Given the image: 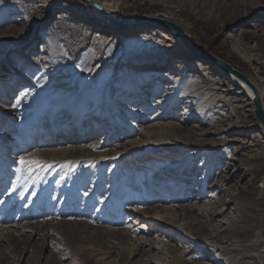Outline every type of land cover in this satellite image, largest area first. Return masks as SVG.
<instances>
[{
    "label": "rangeland",
    "instance_id": "obj_1",
    "mask_svg": "<svg viewBox=\"0 0 264 264\" xmlns=\"http://www.w3.org/2000/svg\"><path fill=\"white\" fill-rule=\"evenodd\" d=\"M120 2L117 20L167 14L184 25L193 42L219 43L214 46L218 57L264 84V0ZM60 13L67 17L58 19ZM97 17L83 0H0V264H215L205 256L194 258L206 255L205 249L184 253L189 243L178 229L185 222L197 234L205 208L215 200L204 190L194 191L197 179L205 176L200 171L210 162L205 148L179 143L164 131L149 140L136 132L142 124L150 126L152 118L207 129L219 126L228 115L256 117L242 107L233 112L219 101L218 84L209 79L213 71L201 73L203 84L189 82L187 63L201 56L183 46L190 55L183 59L172 47L171 58L163 62L157 51L129 49L126 37L93 38L88 20L100 24ZM83 19L87 26L81 25ZM43 45L48 68L34 81L43 68L30 58L38 56ZM151 66L170 76L145 78ZM232 85L226 79L220 86ZM24 88L33 90L30 106L20 102ZM137 108L141 112H134ZM158 110L162 115L156 118ZM254 133L263 136L261 123ZM98 144V153L106 152L101 161L86 152ZM260 146L256 158L244 163L248 168L239 173L246 172L245 179L235 176L230 182L247 186L240 200L250 211L242 218L248 229L240 233L244 241L239 244L245 245L240 254L249 264H257V231L263 228L264 234ZM234 149L226 152L243 156L244 150ZM119 150L130 157L116 163ZM198 150L188 162L189 153ZM21 155L51 166L33 165L30 170L21 164ZM217 161L206 175L208 184L219 176L222 163L226 172L233 171V161L230 166L227 159Z\"/></svg>",
    "mask_w": 264,
    "mask_h": 264
},
{
    "label": "bare ground",
    "instance_id": "obj_2",
    "mask_svg": "<svg viewBox=\"0 0 264 264\" xmlns=\"http://www.w3.org/2000/svg\"><path fill=\"white\" fill-rule=\"evenodd\" d=\"M94 1L98 2L104 8V10L109 16L118 19V12L120 11V4H121L120 0H94ZM45 3H48V0H45ZM66 17H67V14H64V13H60L58 15V19L66 18ZM168 17L171 18L173 21H175L177 24H179L187 33H189V31L184 27V25L181 22H178L177 20L173 19L170 16ZM83 21L84 22H81V25L87 26L86 24L87 21H85L84 19ZM88 23L90 24V26H88L89 29L95 31L92 33L93 38L100 37L105 40H113V39H110V37L112 38L118 35L121 37H126L127 39L125 38L124 44H126L129 49L131 48L134 50L143 49L144 53L148 51H157L159 52V55H161L160 58L163 62L167 61L166 59L171 58L170 55H168V53H171L172 47L174 48L176 53H179L182 55L181 58L187 59V55L190 57V55L185 51L183 47L184 45L182 44V42L172 32H169L168 30L163 29L162 27L156 24L148 23V25L143 26L140 29L127 28L121 31L120 29L115 28L114 26H110V25L103 26V25L96 24L93 21H89V20H88ZM115 43L118 44V42L116 41ZM175 45H177L178 48ZM30 59L34 60L35 64H37V67L43 68V71L38 72L37 77L34 79V81L39 80L43 77V73H46V69L48 68L45 65V63H47L49 59V56L47 54V47L43 45L41 47L40 54L36 56L35 58H30ZM135 61H138V60L136 59ZM183 64L184 63L181 62L180 65H183ZM187 65L190 69L189 70L190 74L188 75L189 82L192 81V83L195 82V84L196 83L203 84L202 82H204V79L201 76V73L208 72L210 74V71H213L212 77L209 79L210 81L218 84V87H216V89L218 90L217 97L219 98V101L224 102V104L225 103L229 104L233 112H236L240 107H242V109L244 108V111L251 112V113L253 112V114L255 115V108L252 102V91L250 87H248L244 82L231 77L230 75L222 71L220 68L206 61L202 57H192L191 62L187 63ZM50 67L54 68V66H51V65ZM88 69H90V67ZM143 74L145 75V78H149V79L150 78L161 79L162 75L170 76L169 73H163L160 67L156 68L153 66L148 67L144 71ZM249 78L252 80L254 85L257 87L260 93V96L262 98V104L264 107V102H263L264 101V84L258 83L256 79L254 80L251 77ZM226 79L231 80V82H233L234 84L232 85L233 89L223 88L222 86H220L222 84V81H225ZM175 80L177 82V79ZM23 90L24 91L22 92L23 95L21 94L20 102L22 106H30L34 100L33 90L29 88H24ZM228 90L230 91L227 92ZM244 96L248 98V101H249L248 103H246L247 101L244 103ZM170 98L171 97L169 96V99ZM251 102L253 106L251 105ZM219 106H222V105L220 104ZM159 111L160 110H158L157 113ZM134 112H141V110L140 108H137L134 110ZM159 114L160 112L156 115V118H158L157 116ZM161 115L162 114H160V116ZM233 115H228L227 117L223 116L224 118L222 120V123L219 126L214 127V128H207V129H203L201 125H196L195 129L194 128L193 129L184 128L182 125H179V124L167 123V122H164V123L157 122L158 119L152 118L150 126H144L142 124L140 130L136 132L140 136L146 137L149 140L152 135L160 134L162 133V131H164L167 134L175 135L176 139H173L174 137H172V139L177 140L179 143L187 144V145L198 144V146H200L199 149L205 148L204 149L206 153L205 159L209 158L210 162L203 170H201V167L204 166V163L200 164L199 170H201L200 172H204L205 176H201L199 179H197L198 184H196V188L194 189V191L197 193V192H203L204 190L205 193L208 194V196H210L211 198H215V200L214 201L210 200L209 206L205 208L206 209L205 212L207 214H206V217L204 218L205 221H203L204 229L200 227L201 229L197 232V234L193 235L191 230L187 229V225L185 222H181L178 225V229L181 231L182 234H184L183 238L188 240V243H189L187 246H185L184 253L186 254L193 253V251L198 248L205 249L207 251L206 255L199 254V256H194V258L198 257V259H203L205 256L208 260H211V261L212 259H215L216 260L215 264H249V263H246L244 256L240 254V251L242 250V248L245 247V245L239 244L241 241H244V239L241 238L240 233L245 232L246 229H248L246 225L244 224V222H242V218L246 214H249L250 211L246 208L244 202L240 200V194L245 193L244 191L246 190L247 186L242 185V186L234 187L233 185H230V182L235 176L240 177L242 180L245 179L244 177H245L246 172L239 174L240 171L246 167L244 163H246L247 165V163L251 161L253 156L254 158H256L255 156H257V154L259 153V150L261 147L260 145H264V136H262L259 133H254V127L260 126V122L258 121L257 118H255L256 116L254 117L255 119L252 120V119H249L248 115L242 116V117H240L239 115H237L236 117H233ZM132 124L134 126L135 122H133ZM156 124H159V126L155 127ZM175 132L177 134H175ZM234 132L239 133V134L233 135ZM243 133H246L245 134L246 136H244ZM249 135H251V137H249ZM209 136L215 137L216 140L208 138ZM141 141H142V138L140 140H136V141L134 140L131 143L141 142ZM99 144L93 147L92 149L91 148L87 149L86 152H90V155H92L90 159L97 158L99 159V161H101L100 159L106 157L105 155L106 152L98 153L99 150H97L96 148L101 146ZM231 147L235 148L234 150L236 149L244 150V152H241V156L242 155L243 156L238 158L236 156H233L232 154L227 153L226 151L228 150V148H231ZM72 148H74V146L71 147V149ZM92 150H94L95 153L92 154L91 153ZM129 151H130L129 155H131V153H133L132 149H129ZM199 151L200 150H198L197 153L190 152L188 155L187 161L189 162L192 160V158L197 157L199 154ZM129 155L126 154L124 150H119L114 155V159L116 160V163H118L122 161L123 159L130 157ZM82 156L81 157L77 156V157L83 158ZM108 157L112 158V156H110L109 153H108ZM222 158L227 159V161L225 162L226 166L227 165L230 166V161H233V164H232L233 171L226 172L224 168V163H222L221 167L219 168L220 172H218L219 176L217 175L216 178L214 177L215 180L213 182H209L208 184L206 175L209 171V168H211V166L215 164L216 160H218L217 162L220 164L222 162ZM236 162H238V164H236ZM162 165L163 164H161L160 166L162 167ZM237 184L240 185V182H237ZM261 187H264V182L261 184ZM200 209L202 210V207H200ZM262 229L263 228L259 229L256 235L257 245L260 244L259 249L256 250L257 264H264V260L261 259V252H260L261 247H263L262 231H261ZM203 231L206 232L207 235H203L204 233ZM246 257H249V256H246ZM196 264H212V263H210L207 260H202L201 262H198Z\"/></svg>",
    "mask_w": 264,
    "mask_h": 264
},
{
    "label": "water",
    "instance_id": "obj_3",
    "mask_svg": "<svg viewBox=\"0 0 264 264\" xmlns=\"http://www.w3.org/2000/svg\"><path fill=\"white\" fill-rule=\"evenodd\" d=\"M98 13V15L110 26H114L120 30L131 28V26L140 25L143 23H153L156 24L163 29L172 32L186 47V49L195 55L203 57L206 61L214 64L226 74L231 77L244 82L248 87H250L252 91V102L255 108V116L262 126V133L264 136V107L262 104V98L257 87L254 85L252 80L248 77L247 74L239 70L232 63L216 56L210 54L208 51H205L198 47L193 40L190 38V35L175 21L167 16L164 13H157L155 15H149L146 17H134L126 20H117L111 16H109L104 8L94 0H86Z\"/></svg>",
    "mask_w": 264,
    "mask_h": 264
},
{
    "label": "trees",
    "instance_id": "obj_4",
    "mask_svg": "<svg viewBox=\"0 0 264 264\" xmlns=\"http://www.w3.org/2000/svg\"><path fill=\"white\" fill-rule=\"evenodd\" d=\"M67 1V0H66ZM83 2L86 4V5H88L89 3L86 1V0H83ZM90 5V4H89ZM91 6V5H90ZM91 9L93 10V11H95L94 10V8L91 6ZM96 12V11H95ZM96 17V16H95ZM97 21L100 23V24H102V25H105V22H104V20H102L100 17H97ZM194 43L198 46V47H200L201 49H203V50H205V51H208L210 54H213V55H216V56H220L219 55V53H218V49L216 48V47H214V46H216V45H218L219 43H216V42H214V43H212L211 45H209V44H206V45H201V44H198V43H196L195 41H194ZM221 57V56H220ZM237 59V58H236ZM236 59H234V60H236ZM236 64H238L239 65V62L238 61H234ZM263 233H264V230H263Z\"/></svg>",
    "mask_w": 264,
    "mask_h": 264
},
{
    "label": "snow or ice",
    "instance_id": "obj_5",
    "mask_svg": "<svg viewBox=\"0 0 264 264\" xmlns=\"http://www.w3.org/2000/svg\"><path fill=\"white\" fill-rule=\"evenodd\" d=\"M21 164L22 165H26L29 167V169L31 170V167L37 166V167H50V164H47L44 161H41L39 158H28L27 160L24 157H21Z\"/></svg>",
    "mask_w": 264,
    "mask_h": 264
},
{
    "label": "built area",
    "instance_id": "obj_6",
    "mask_svg": "<svg viewBox=\"0 0 264 264\" xmlns=\"http://www.w3.org/2000/svg\"><path fill=\"white\" fill-rule=\"evenodd\" d=\"M262 239H263V247H261V250H260V252H261V259H263V260H264V234H263V237H262Z\"/></svg>",
    "mask_w": 264,
    "mask_h": 264
}]
</instances>
